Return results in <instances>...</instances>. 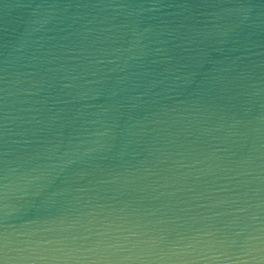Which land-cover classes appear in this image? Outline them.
<instances>
[{"label":"water","instance_id":"water-1","mask_svg":"<svg viewBox=\"0 0 264 264\" xmlns=\"http://www.w3.org/2000/svg\"><path fill=\"white\" fill-rule=\"evenodd\" d=\"M0 264H264V0H0Z\"/></svg>","mask_w":264,"mask_h":264}]
</instances>
